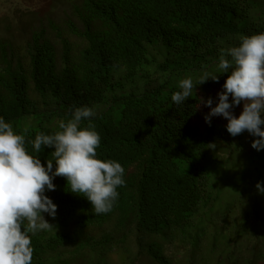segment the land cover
Instances as JSON below:
<instances>
[{
    "label": "trees",
    "instance_id": "obj_1",
    "mask_svg": "<svg viewBox=\"0 0 264 264\" xmlns=\"http://www.w3.org/2000/svg\"><path fill=\"white\" fill-rule=\"evenodd\" d=\"M71 12L65 32L48 22L56 41L32 29L23 56L0 41V117L46 166L54 149L35 153L36 134L92 108L81 127L95 125L98 158L120 163L125 184L96 214L55 177V218L43 216L56 230L30 234L32 264H264V149L223 117L206 123L203 103L216 106L232 70L218 69L221 50L264 33V0H76ZM205 73L218 82L198 84ZM186 78L198 85L176 105Z\"/></svg>",
    "mask_w": 264,
    "mask_h": 264
},
{
    "label": "clouds",
    "instance_id": "obj_2",
    "mask_svg": "<svg viewBox=\"0 0 264 264\" xmlns=\"http://www.w3.org/2000/svg\"><path fill=\"white\" fill-rule=\"evenodd\" d=\"M218 69L222 73L232 70L227 74L223 92L217 94L216 106L212 107L211 98L203 101L210 108L205 122L210 123L211 117H223L231 136L247 131L258 137L251 147L257 151L264 149V33L244 36L239 46L222 49ZM218 76L205 73L198 84L209 79L218 82ZM197 85L192 78L181 80L172 101L182 105L194 95ZM241 104L242 111L235 117L231 109ZM94 116L92 108L77 107L70 119L59 123V131L36 134L31 141L35 153H40L42 146L54 149L53 159L47 160L46 166L38 156L29 153L25 135L17 134L13 125L0 117V264H32L31 235L56 230L43 216L47 213L55 218L57 206L45 195L46 190H55V177L65 179L71 194H83L96 214L112 210L119 195L117 189L125 184V169L114 160L98 158L101 137L95 125L81 127L82 121ZM207 147L214 150L216 145ZM256 188L264 191L259 183Z\"/></svg>",
    "mask_w": 264,
    "mask_h": 264
},
{
    "label": "rangeland",
    "instance_id": "obj_3",
    "mask_svg": "<svg viewBox=\"0 0 264 264\" xmlns=\"http://www.w3.org/2000/svg\"><path fill=\"white\" fill-rule=\"evenodd\" d=\"M75 3L76 0H0V41L11 46L16 55L21 56L24 55L32 29L44 28L47 36L56 41V33L47 27L48 22H53L65 32ZM124 248L134 252L130 242L122 250ZM110 259L113 264L123 261L117 253H113ZM126 264H149V260L140 258Z\"/></svg>",
    "mask_w": 264,
    "mask_h": 264
}]
</instances>
